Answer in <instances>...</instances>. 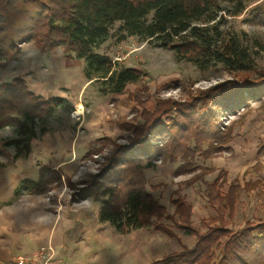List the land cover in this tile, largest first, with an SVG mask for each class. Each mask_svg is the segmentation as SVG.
I'll return each instance as SVG.
<instances>
[{
    "label": "trees",
    "instance_id": "1",
    "mask_svg": "<svg viewBox=\"0 0 264 264\" xmlns=\"http://www.w3.org/2000/svg\"><path fill=\"white\" fill-rule=\"evenodd\" d=\"M223 2L232 3L231 7L222 6ZM244 9L243 0H0V61L16 59L27 43L42 54L61 49L68 58L83 62L85 79L97 83L103 94H126L127 85L143 76L140 70L121 66L98 51L112 31L117 42L136 37L171 50L177 61L190 63L198 71L221 65L228 73V79L204 89L187 90L179 100L155 96L153 111L129 92V99L141 109L132 121L118 125L131 131L126 143L101 136L83 155L87 161L108 152L98 174L84 181L79 190L83 197L101 201L96 216L99 223L108 224L121 235L146 228L175 238L160 223L166 218L195 236L191 248L149 264H264V218L258 223L246 221L235 232L227 228L241 193L260 188L261 180L228 182L227 172L220 170L214 181L205 184L207 204L215 215L201 218L198 227L192 222L191 204L185 196L177 192L170 200L172 214H166L152 193L163 184H149L145 177V170L158 161L177 164L173 175L192 174L185 184H193L215 170L198 166L196 160L205 163L229 151L247 117L253 112L264 114V68L256 67L252 48L254 44L263 49L261 41L251 40L244 32L222 29L229 20L226 14L234 17ZM246 22L262 27L264 33V8L251 9ZM58 107L72 110L64 97L37 94L20 76L0 83V129L16 127L19 134L6 145H13L16 155L26 158L36 137L33 125L50 117ZM228 114L236 117L225 123ZM262 153L264 145L258 149V154ZM261 169L257 161L243 175L257 174ZM63 182L76 186L58 169L45 165L38 169L37 181L26 179L20 189L30 194L48 193Z\"/></svg>",
    "mask_w": 264,
    "mask_h": 264
},
{
    "label": "rangeland",
    "instance_id": "2",
    "mask_svg": "<svg viewBox=\"0 0 264 264\" xmlns=\"http://www.w3.org/2000/svg\"><path fill=\"white\" fill-rule=\"evenodd\" d=\"M243 2L245 9L241 14L234 17L226 14L229 20L222 29L244 32L251 40L258 38L263 49L252 45L255 64L257 68H264L263 29L246 22L251 9L264 8V0ZM231 4L223 2L222 6L231 7ZM98 51L121 66L142 72L138 82L127 85V93L122 96L121 103H115L111 95L101 93L97 83L87 84L83 62L68 58L61 49L42 54L32 43H27L22 45L16 59L0 61V83L20 76L35 93L64 97L72 105L71 111L58 107L50 117L33 125L36 137L31 140V151L26 158L18 157L13 145H6L7 140L19 136L18 129L12 126L0 129V264L4 261L9 263L18 256L29 257L39 247L49 249V246L52 250L48 253V264H149L160 256L191 248L195 243L194 235L185 233L166 218L160 223L175 238L146 228L121 235L108 224L99 223L96 216L101 201L83 197L79 190L84 181L98 174L108 152L94 155L87 161L83 155L92 147V141L101 136L110 137L119 144L126 143L131 131L121 130L118 125L132 121L136 110L141 109L129 99V92L145 101L146 108L153 111L155 96L179 100L186 96L187 90L204 89L228 79V73L221 65L198 71L190 63L177 61L171 50L146 44L136 37L127 36L117 42L113 31L111 38ZM77 105L82 106V112L75 118L72 113ZM235 117L228 114L224 122L228 123ZM262 118L264 123V116L257 112L247 117L246 129L252 128L245 133L250 142L241 147L247 150L248 146L250 149L253 147L251 141L256 135L254 137L251 132ZM229 156L223 153L205 163L198 159L196 164L207 166L221 161L223 164L227 158V162L234 159ZM45 165L58 169L76 186L69 187L63 182L41 194H30L20 189V184L26 179L37 181L38 169ZM176 167L177 164H160L157 161L155 167L145 170V177L149 184H163L152 193L159 198L166 214H172L174 207L170 200L178 192L191 204L192 222L200 227L201 218L215 215L207 204L205 184L214 181L221 169L212 166L213 172L187 185L185 182L192 174L174 176ZM227 167L233 170L227 171L228 182L234 178L240 184L255 179L262 181L260 188L241 193L234 217L227 226L235 232L246 221L258 223L264 218V177L259 173L244 176L243 171L236 170L229 163ZM154 234L157 237H153Z\"/></svg>",
    "mask_w": 264,
    "mask_h": 264
},
{
    "label": "crops",
    "instance_id": "3",
    "mask_svg": "<svg viewBox=\"0 0 264 264\" xmlns=\"http://www.w3.org/2000/svg\"><path fill=\"white\" fill-rule=\"evenodd\" d=\"M87 84H89V82H87ZM122 96H124V94L120 95V96H115V97L112 96V98L117 100V102L121 103L120 101L123 98ZM262 116H264V114H262ZM262 120H263V118L260 120L261 122L255 124V126H253V131L251 133L254 137L256 135V137H255V140L251 141V142H253V147L251 149L249 148V146H248V150L245 149L244 147H241V146H244L246 143L250 142V139L248 138V134L245 133V130H250V128H252V127H250L249 129H246L245 122H244V125L241 129L242 131L240 132V134L234 139L233 144L232 143L229 144L230 150L224 152V154H226V155L229 154L230 155L229 157H233L234 159H230L232 161L227 162V159H229V158H227L226 161L223 160V164L221 161V162H219V164H213L212 163V164H209L207 166H209V167L213 166L214 168H218V169L224 170L226 172L227 171L231 172L233 170H230V169H228L229 167H227V165L229 163L231 166L236 168V170L243 171V174H244V171L248 167L252 166L255 162L259 161L262 164V169L259 172V174L263 178L264 177V153H262L260 155L258 154L259 147L261 145H264V123L262 122ZM235 143H236V145H235ZM219 158H222V157H219ZM233 161H234V163H233ZM261 172L263 174H261ZM257 175H258V173H257ZM227 178H228V175H227ZM155 233H157V232H155ZM155 235L156 234H154L153 237H157ZM160 257H158V258H160ZM158 258H156L155 260H158ZM0 261H1V259H0ZM4 263L8 264L7 261L6 262L4 261L3 264Z\"/></svg>",
    "mask_w": 264,
    "mask_h": 264
},
{
    "label": "built area",
    "instance_id": "4",
    "mask_svg": "<svg viewBox=\"0 0 264 264\" xmlns=\"http://www.w3.org/2000/svg\"><path fill=\"white\" fill-rule=\"evenodd\" d=\"M51 247H39L35 252L29 256H18L14 260L9 261L8 264H48L49 257L48 253L51 251Z\"/></svg>",
    "mask_w": 264,
    "mask_h": 264
},
{
    "label": "bare ground",
    "instance_id": "5",
    "mask_svg": "<svg viewBox=\"0 0 264 264\" xmlns=\"http://www.w3.org/2000/svg\"><path fill=\"white\" fill-rule=\"evenodd\" d=\"M81 112H82V106L81 105H77L75 110L72 113V116L77 118V117H79L81 115Z\"/></svg>",
    "mask_w": 264,
    "mask_h": 264
}]
</instances>
